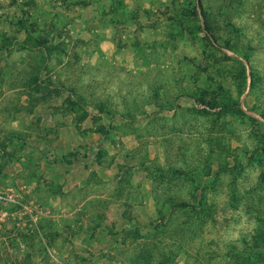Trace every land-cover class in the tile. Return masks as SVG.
<instances>
[{
  "label": "rangeland",
  "instance_id": "rangeland-1",
  "mask_svg": "<svg viewBox=\"0 0 264 264\" xmlns=\"http://www.w3.org/2000/svg\"><path fill=\"white\" fill-rule=\"evenodd\" d=\"M0 264H264V0H0Z\"/></svg>",
  "mask_w": 264,
  "mask_h": 264
},
{
  "label": "crops",
  "instance_id": "crops-1",
  "mask_svg": "<svg viewBox=\"0 0 264 264\" xmlns=\"http://www.w3.org/2000/svg\"><path fill=\"white\" fill-rule=\"evenodd\" d=\"M114 128L119 129V127H114ZM76 132H77L79 141L77 142V145L75 147H73L72 149L76 148V150H81L82 148H85V149H88V151H90L89 153L93 154V153L97 152L96 153V155H97L99 152L102 154H104L103 152L108 153L109 149L107 146H109L112 150H115L117 152L115 155V164L113 163V165L111 167L105 166L104 164L100 163L101 161H100V158L98 157L99 162L97 160L95 162L96 163V170H100L98 172H102V170H104V172H106V170H110V171H113V174H116V173L119 174L120 167L118 166V163L121 160L118 159V157L120 158L123 156L119 152V147H120V151H123L124 149L127 150L126 148L131 147V145L128 144L130 137H131L130 133L122 132V134L120 133L121 137H116L115 134L107 135V134H104L103 131L96 130L95 128H90V129H87L86 131H85V129L80 128V130H77ZM92 135L96 137L95 142L93 141L94 139H93ZM110 136H115L117 139L122 138V141H123V143L126 144V146L124 147V144H123V146H120L119 144H121V143H119V142L114 143L112 140H110V138H111ZM124 152H126V151H124ZM122 159H124V158L122 157ZM70 163H71L70 164L71 168H73L75 165L72 166L73 165L72 163H75V161L73 160V162L71 161ZM82 171L86 172V167H83ZM140 171L144 172V174L147 173L145 168H143L141 166H137L133 169L134 174H140L139 173ZM72 172H73V169L70 171V173H72ZM140 184L142 185V183H140ZM136 196L139 197L140 193L138 195L136 194Z\"/></svg>",
  "mask_w": 264,
  "mask_h": 264
},
{
  "label": "trees",
  "instance_id": "trees-1",
  "mask_svg": "<svg viewBox=\"0 0 264 264\" xmlns=\"http://www.w3.org/2000/svg\"><path fill=\"white\" fill-rule=\"evenodd\" d=\"M173 181H174V179H173ZM179 205L181 208H189V205L187 203H181V204L179 203Z\"/></svg>",
  "mask_w": 264,
  "mask_h": 264
}]
</instances>
